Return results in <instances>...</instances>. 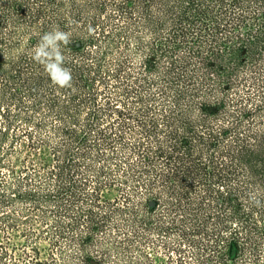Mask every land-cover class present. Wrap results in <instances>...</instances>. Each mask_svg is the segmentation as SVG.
<instances>
[{"label": "trees", "instance_id": "trees-1", "mask_svg": "<svg viewBox=\"0 0 264 264\" xmlns=\"http://www.w3.org/2000/svg\"><path fill=\"white\" fill-rule=\"evenodd\" d=\"M253 192L264 0H0V264H264Z\"/></svg>", "mask_w": 264, "mask_h": 264}, {"label": "clouds", "instance_id": "clouds-1", "mask_svg": "<svg viewBox=\"0 0 264 264\" xmlns=\"http://www.w3.org/2000/svg\"><path fill=\"white\" fill-rule=\"evenodd\" d=\"M88 32L94 34L95 29L89 25ZM71 42L70 32L54 26L40 37L32 50V60L43 67L51 83L59 88L73 86L72 72L65 66L66 58L61 47L68 46ZM249 201L256 208H264V200L254 192L249 194Z\"/></svg>", "mask_w": 264, "mask_h": 264}]
</instances>
